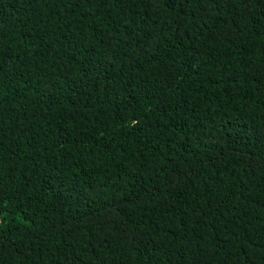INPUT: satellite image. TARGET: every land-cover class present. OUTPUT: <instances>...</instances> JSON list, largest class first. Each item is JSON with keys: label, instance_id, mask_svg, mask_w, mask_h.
<instances>
[{"label": "trees", "instance_id": "16d2710c", "mask_svg": "<svg viewBox=\"0 0 264 264\" xmlns=\"http://www.w3.org/2000/svg\"><path fill=\"white\" fill-rule=\"evenodd\" d=\"M0 264H264V0H0Z\"/></svg>", "mask_w": 264, "mask_h": 264}]
</instances>
